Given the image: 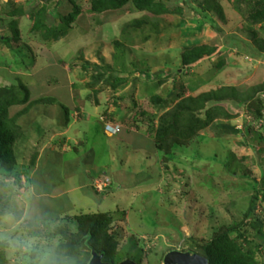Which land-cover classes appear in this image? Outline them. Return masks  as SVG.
<instances>
[{
    "label": "rangeland",
    "instance_id": "rangeland-1",
    "mask_svg": "<svg viewBox=\"0 0 264 264\" xmlns=\"http://www.w3.org/2000/svg\"><path fill=\"white\" fill-rule=\"evenodd\" d=\"M255 1L93 10L91 0H0V87L16 85L20 99L18 85L29 90L7 109L27 112L0 150V264L35 259L18 242L53 264H88L91 250L112 264H162L172 250L204 256L200 244L241 222L229 241L264 264V20ZM41 97L56 101L34 103ZM93 107L121 124L118 135L95 116L76 124ZM206 109L208 123L190 134V112ZM166 120L179 123L176 133L159 137ZM71 134L83 142L77 150ZM88 158L101 165L89 185L102 183L100 195L85 185L50 193L71 173L84 182ZM97 212L107 215L100 248L72 244L82 238L77 219L88 225L83 214Z\"/></svg>",
    "mask_w": 264,
    "mask_h": 264
},
{
    "label": "trees",
    "instance_id": "trees-1",
    "mask_svg": "<svg viewBox=\"0 0 264 264\" xmlns=\"http://www.w3.org/2000/svg\"><path fill=\"white\" fill-rule=\"evenodd\" d=\"M91 1H92V3H91L92 9L98 10V9H102L103 7L104 8L120 7L129 0H91ZM132 2L134 4L135 8H138L140 10L150 9V7L152 5L158 6V4L155 2V0H132ZM255 6H256V9L252 10V13H254V17H256L255 19L258 21L264 20V0H256L254 7ZM39 25L40 24H38V22H37V24L35 22L34 28L38 29ZM59 34L60 33L56 32L55 37H59L60 36ZM184 63H187L186 58H184ZM172 72H174V70H172ZM18 86H20L19 87L20 89L25 91V95L21 99L18 97L19 96L18 90H13V88H16V85L13 84L10 86L0 87V150L4 145L8 144V146H11V142L13 141V137H14L13 135L16 134L12 130L14 128H16L14 126H17V125L13 124L14 126H12V125H10V123H13L15 118H17L18 116L27 112V108H23L22 110H19L13 117H8V110L7 109L10 105L24 104L25 102H27V99L29 97V90H28L27 86L25 84H21V83ZM45 100H49L51 102L56 101V99L53 97H45V98L41 97V98L36 99L34 103L44 102ZM61 106H63V105H61ZM203 108L204 107H201L200 109H198L199 110L198 113H202ZM66 111H67V109H66ZM206 111H207V109L204 111V114H202V116H201V114L193 113L192 111L191 112L189 111L190 115H189L188 120H189L190 125L188 124L189 128H188V126H187V128L189 129L188 132L190 134L194 132V128H196L197 126L205 125L206 123H208L209 119L207 120V118H209V116L206 113H209V112L208 111L206 112ZM203 117H206L205 121H203V119H204ZM178 124L179 123H177V122L176 123L174 121L168 122L167 120L162 122L161 125L159 126V129L157 130L158 136L159 137L162 136V134H165V132L166 133L168 132V134L175 135ZM222 127L231 129L232 131L236 130V128L234 126L222 125ZM166 137H167V135H166ZM169 144L171 145V143L167 142V143H165V145H163L159 148L163 147L161 149L162 151H164L163 149L167 150L168 149L167 145H169ZM172 144H174V143H172ZM256 193L252 196L249 207H248V212H246V214L244 215L245 221L249 218V214L252 211V209L254 208V203H255L257 196H258ZM83 215L87 216L85 218H88V220L91 219L90 223H89L90 225L89 224L84 225V223L82 221L84 218L83 219L82 218L77 219L78 228H79V231H81V233H82L81 234L82 238L78 241V243H77L76 239H75V242L72 241L71 243L79 245V242H80L83 245H87L89 247V249L90 248H96V247L100 248L99 246H95V240H96L97 236H99V233H102V231H100V230L102 229V226L105 223V221H107L106 220L107 215H105L104 212H97L94 217L90 216V214H88V213L83 214ZM30 224H32V223H30ZM241 224H243V222H241ZM241 224L234 225L233 227L228 228L226 231H223L222 233L216 235L214 238L211 239L210 242L199 245L200 253H202L207 258L208 264H258L253 258H250L244 252V250L242 249L241 246H237L233 242L229 241V239L227 237L228 233H230V232L240 231ZM71 240H72V238L70 239V241ZM246 242L249 245L252 244V242H250V241H246ZM97 253L99 254L100 252H97ZM90 254L91 253H87V256L89 257ZM102 257H103L102 260H104V261L107 260L105 253Z\"/></svg>",
    "mask_w": 264,
    "mask_h": 264
},
{
    "label": "crops",
    "instance_id": "crops-1",
    "mask_svg": "<svg viewBox=\"0 0 264 264\" xmlns=\"http://www.w3.org/2000/svg\"><path fill=\"white\" fill-rule=\"evenodd\" d=\"M93 110L91 112H89L87 110L84 109L82 111H80V116H79V120H76V124L79 123L82 120H87V117H91V116H95L99 121L100 120V116L98 114V109L95 112V107L92 108ZM76 116L78 115V112L76 111ZM45 120H47V118L45 117ZM69 120V117H68ZM39 124V123H38ZM45 126H48L50 124L49 121H47L46 124L42 123ZM40 125V124H39ZM37 125H34V130H38V128L36 127ZM36 132V131H35ZM76 132V131H74ZM72 141V143H71ZM78 143V144H77ZM82 142L81 138L77 137L76 135L73 136L71 134V140H70V144L73 147L74 150H77L76 148V144L79 146ZM38 158L41 157V154L37 155ZM36 159V158H35ZM38 160V159H37ZM36 161V160H35ZM103 166V165H102ZM99 167L101 168V165L95 164L94 163V159H89L88 160H84L83 161V165H82V169H81V173L84 176V182H79L76 178V176H71L73 173H71V175L68 177V180L63 181V183L55 188L52 189V191L50 192L51 194L54 192L55 194H57V196L62 197L65 196L66 194H68L71 190L81 187L82 185H85V187H87L89 189V185L91 184V179L94 177L95 173ZM83 187V186H82ZM91 188V187H90Z\"/></svg>",
    "mask_w": 264,
    "mask_h": 264
},
{
    "label": "clouds",
    "instance_id": "clouds-1",
    "mask_svg": "<svg viewBox=\"0 0 264 264\" xmlns=\"http://www.w3.org/2000/svg\"><path fill=\"white\" fill-rule=\"evenodd\" d=\"M101 117L102 116H100L99 118L101 120L100 122L102 123V129L107 135H109V136L115 135L116 136V135H118V133H120L121 124L114 122L111 119L105 120ZM105 118H109V117H105ZM107 126H109L110 129H108ZM92 183H93V181H92ZM91 189H94V191L97 193V195H100L103 192V188L101 190H97L96 184L92 185ZM16 246L18 248H20L22 251H26L29 254H33V253L35 254V259L30 260L29 264H53V262L49 258V256L46 253H44L43 250L39 249L35 245H29L26 243H19L18 242ZM92 251L93 250H91V256H92ZM180 252H182V251H180ZM98 255H101V254H98ZM103 262H105V261H103Z\"/></svg>",
    "mask_w": 264,
    "mask_h": 264
},
{
    "label": "water",
    "instance_id": "water-1",
    "mask_svg": "<svg viewBox=\"0 0 264 264\" xmlns=\"http://www.w3.org/2000/svg\"><path fill=\"white\" fill-rule=\"evenodd\" d=\"M88 264H112L102 261V255L92 251V256ZM118 264H136L133 260L125 259ZM162 264H208L206 257L198 253L180 252L172 250L165 254Z\"/></svg>",
    "mask_w": 264,
    "mask_h": 264
},
{
    "label": "built area",
    "instance_id": "built-area-1",
    "mask_svg": "<svg viewBox=\"0 0 264 264\" xmlns=\"http://www.w3.org/2000/svg\"><path fill=\"white\" fill-rule=\"evenodd\" d=\"M108 129H110L109 126H107ZM96 188L97 190H101L102 189V183L96 184Z\"/></svg>",
    "mask_w": 264,
    "mask_h": 264
}]
</instances>
